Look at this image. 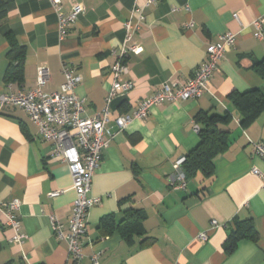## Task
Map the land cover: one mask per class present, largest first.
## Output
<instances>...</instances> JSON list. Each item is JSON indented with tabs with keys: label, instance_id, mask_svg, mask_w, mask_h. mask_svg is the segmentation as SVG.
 <instances>
[{
	"label": "crops",
	"instance_id": "1",
	"mask_svg": "<svg viewBox=\"0 0 264 264\" xmlns=\"http://www.w3.org/2000/svg\"><path fill=\"white\" fill-rule=\"evenodd\" d=\"M62 0V12L82 5L85 12L60 38L59 17L46 0H0V95L35 89L39 67L50 80L46 94L60 91L63 67L82 79L76 93L85 98L83 117L93 118L106 104L111 72L125 36V23L145 17L134 40L142 48L130 55L127 78L133 90L113 104L117 114H131L144 99L168 82L185 85L206 61L207 48L221 35L233 33L236 43L200 98L153 107L146 119H134L103 152L90 198H100L88 212L83 239L84 259L68 256L65 240L57 238L53 220L64 234L76 199L68 165L51 157L52 145L20 108L0 115V202L19 199V216L27 239L11 242L13 232L0 212V264H264V190L251 173L264 171L254 143H264V112L248 127L240 125L232 93L264 91L253 65L264 60V36H255V21L264 17V0ZM176 8V11L173 9ZM194 26L186 28L189 22ZM24 51L23 82L7 84L12 46ZM229 113L231 143L215 160L211 179L198 173L185 189L174 182L176 165L200 144L195 117ZM175 183V184H174ZM62 194L52 198L54 192ZM139 212L140 215L134 214ZM111 219V226L103 220ZM126 219L141 230L126 237ZM251 220L258 240L243 239L228 253L226 242L234 222ZM216 222V225L213 223ZM208 238L203 242L200 235ZM25 256V257H24Z\"/></svg>",
	"mask_w": 264,
	"mask_h": 264
},
{
	"label": "built area",
	"instance_id": "2",
	"mask_svg": "<svg viewBox=\"0 0 264 264\" xmlns=\"http://www.w3.org/2000/svg\"><path fill=\"white\" fill-rule=\"evenodd\" d=\"M46 1L51 3L59 17L60 38L64 39L69 28L76 25L79 17L85 12V8L82 5H74L71 11L65 14L62 12V0ZM157 1L147 0L146 4L150 6ZM136 12L139 17H132L125 23L124 39L118 50L113 52L116 62L111 69L113 82L106 97L105 107L93 118L83 117L87 101L76 93L82 79L68 66L63 67L65 82L57 93L43 92L50 80V72L42 66L38 68L35 89H21L15 93L0 95V115L9 108L22 109L37 126L42 140L52 145L51 157L68 165L76 193L69 218V233L64 234L60 224L55 219L52 220L57 238L67 242L68 256L76 263L84 259L83 239L87 234L88 212L101 201L100 198H90L89 193L93 178L101 166L103 152L115 137L111 124H114L118 131H123L134 119H146L153 107L162 106L167 102L178 103L200 98L209 91L211 79L219 71L225 54L236 43L235 34L229 32L221 35L217 43L208 46L206 61L185 85L176 82L164 83L154 95L142 100L131 114L120 115L113 109L114 102L125 98L134 88V82L127 78L130 73L128 58L131 54L142 53V48L135 42L134 37L145 17L141 9H135ZM254 25L257 30L255 36L263 39L264 17L255 21ZM193 26L191 21L186 28L191 29ZM194 129L196 132L200 130L197 124ZM254 149L255 154L264 161V143H254ZM184 162L185 159H181L176 165L174 177V182L178 183L177 187L180 189L187 186V178L182 171ZM251 173L262 180L264 190V171L253 167ZM61 194L62 191L54 192L50 196L55 198ZM21 205L19 199L0 202V212L5 217V225L13 232L11 242L20 247L27 239L19 216ZM213 224L216 225V222ZM199 238L205 242L208 236L203 233ZM92 264H101L99 255L92 257Z\"/></svg>",
	"mask_w": 264,
	"mask_h": 264
},
{
	"label": "trees",
	"instance_id": "3",
	"mask_svg": "<svg viewBox=\"0 0 264 264\" xmlns=\"http://www.w3.org/2000/svg\"><path fill=\"white\" fill-rule=\"evenodd\" d=\"M10 65L6 72V83H22L24 69V51L19 45L12 46L9 53ZM254 71L264 80V60L258 61L253 65ZM233 106L238 112L240 125L248 127L264 112V91L251 90L246 93H232L230 95ZM195 122L199 126L200 144L185 158L182 165V171L186 178H195L201 173L205 178L211 179L215 175V160L217 157L226 152L230 146V132L222 127L230 125L232 116L229 113L223 115L200 112L195 117ZM134 214H139L133 211ZM140 218H143L140 215ZM104 226H111V219L103 220ZM121 227L123 234L128 237L132 232H139L138 223L126 219ZM142 231V230H141ZM243 239L258 240V233L251 220L234 222L233 231L231 232L225 249L232 253L239 241Z\"/></svg>",
	"mask_w": 264,
	"mask_h": 264
}]
</instances>
